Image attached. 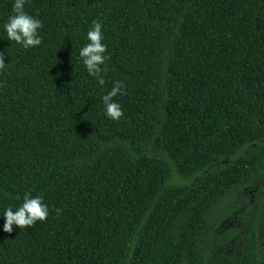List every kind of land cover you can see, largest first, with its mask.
<instances>
[{"label":"trees","instance_id":"trees-1","mask_svg":"<svg viewBox=\"0 0 264 264\" xmlns=\"http://www.w3.org/2000/svg\"><path fill=\"white\" fill-rule=\"evenodd\" d=\"M0 0V264H264V0ZM102 23L105 84L80 49ZM120 81L124 115L102 97ZM42 195L47 220L3 213ZM62 209L59 216L56 209Z\"/></svg>","mask_w":264,"mask_h":264},{"label":"clouds","instance_id":"clouds-1","mask_svg":"<svg viewBox=\"0 0 264 264\" xmlns=\"http://www.w3.org/2000/svg\"><path fill=\"white\" fill-rule=\"evenodd\" d=\"M26 0H14L12 6V15L9 16L7 22L4 24L7 39L11 42L22 46L24 49L34 48L42 43L38 30L42 28V23L39 19L27 14L24 10ZM88 41L79 51L83 65L89 76L96 78L100 86L105 84V80L101 75L102 66L106 62L105 53L107 51L106 45L102 42V23L98 20H93L90 29L86 33ZM4 54L0 53V70L5 68ZM125 94V87L122 82L117 81L107 94L102 97L104 112L107 118L118 121L123 115V109L119 103L114 102V98L118 95ZM56 215L59 216L62 209L55 210ZM49 209L43 203V196H29L23 197V202L16 210L8 207L3 217L5 223L3 231L11 233L13 225L19 229H25L33 226L36 222H43L47 220Z\"/></svg>","mask_w":264,"mask_h":264}]
</instances>
